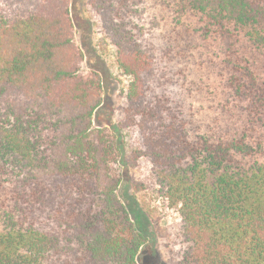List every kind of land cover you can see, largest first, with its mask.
Here are the masks:
<instances>
[{
	"label": "trees",
	"instance_id": "obj_1",
	"mask_svg": "<svg viewBox=\"0 0 264 264\" xmlns=\"http://www.w3.org/2000/svg\"><path fill=\"white\" fill-rule=\"evenodd\" d=\"M130 83L119 127L180 215L179 264H264V0H86ZM70 0H0V264H139L120 149Z\"/></svg>",
	"mask_w": 264,
	"mask_h": 264
},
{
	"label": "rangeland",
	"instance_id": "obj_2",
	"mask_svg": "<svg viewBox=\"0 0 264 264\" xmlns=\"http://www.w3.org/2000/svg\"><path fill=\"white\" fill-rule=\"evenodd\" d=\"M70 3L75 43L84 55L82 70L97 72L103 83V102L94 114L93 126L108 128L115 135L123 176L118 196L148 235L138 262L179 264L182 247L178 245L177 225L180 215L157 193L152 165L143 157L137 158L141 149L137 131L119 127L130 81L118 68L114 48L103 41L98 21L89 11L86 0H70Z\"/></svg>",
	"mask_w": 264,
	"mask_h": 264
}]
</instances>
